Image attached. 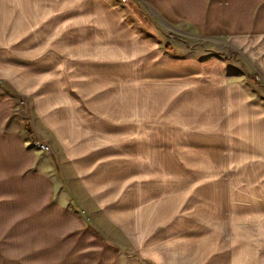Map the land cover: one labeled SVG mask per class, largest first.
I'll return each mask as SVG.
<instances>
[{"label":"rangeland","instance_id":"1","mask_svg":"<svg viewBox=\"0 0 264 264\" xmlns=\"http://www.w3.org/2000/svg\"><path fill=\"white\" fill-rule=\"evenodd\" d=\"M21 1L0 0V95L12 99L25 144L55 177V197L89 211L88 222L118 246L120 264H264L260 41L204 38L158 22L156 80L146 90L157 103L145 114L127 104L123 116L79 119L60 98L92 90L60 88L53 58L5 55L6 8ZM73 162L92 196H106L102 205L88 197Z\"/></svg>","mask_w":264,"mask_h":264},{"label":"crops","instance_id":"2","mask_svg":"<svg viewBox=\"0 0 264 264\" xmlns=\"http://www.w3.org/2000/svg\"><path fill=\"white\" fill-rule=\"evenodd\" d=\"M123 9L142 31L126 20ZM6 10L12 33L6 56L53 58L60 88L92 90L60 98L79 119L123 116L127 104L145 114L146 106L157 103L146 90L156 80L158 22L204 38L259 40L264 61V0H35L30 7L22 0ZM126 88L138 91L126 97ZM12 112V99L0 95V264H120L118 246L88 222L89 211L55 197V177L25 144ZM71 166L88 197L102 205L106 196H92L81 167Z\"/></svg>","mask_w":264,"mask_h":264},{"label":"built area","instance_id":"3","mask_svg":"<svg viewBox=\"0 0 264 264\" xmlns=\"http://www.w3.org/2000/svg\"><path fill=\"white\" fill-rule=\"evenodd\" d=\"M124 1H125V0H123V2H124ZM28 140H35V139L29 137ZM28 140H27V143H28ZM36 141L39 142V143L42 145V152H45V153L49 152V147H48L47 144L42 143V142H40V141H38V140H36Z\"/></svg>","mask_w":264,"mask_h":264},{"label":"bare ground","instance_id":"4","mask_svg":"<svg viewBox=\"0 0 264 264\" xmlns=\"http://www.w3.org/2000/svg\"><path fill=\"white\" fill-rule=\"evenodd\" d=\"M123 1V0H122ZM31 141V143L33 142L34 144H38L37 142H36V140L34 141V140H30ZM39 146H40V148L42 149V145L41 144H39Z\"/></svg>","mask_w":264,"mask_h":264}]
</instances>
